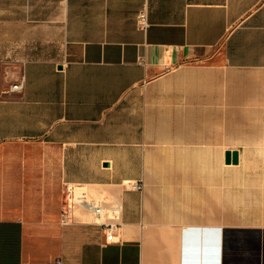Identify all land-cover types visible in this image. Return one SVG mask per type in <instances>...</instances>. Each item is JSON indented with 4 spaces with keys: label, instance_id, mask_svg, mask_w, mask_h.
<instances>
[{
    "label": "crops",
    "instance_id": "crops-1",
    "mask_svg": "<svg viewBox=\"0 0 264 264\" xmlns=\"http://www.w3.org/2000/svg\"><path fill=\"white\" fill-rule=\"evenodd\" d=\"M0 264H264V0H0Z\"/></svg>",
    "mask_w": 264,
    "mask_h": 264
},
{
    "label": "built area",
    "instance_id": "built-area-1",
    "mask_svg": "<svg viewBox=\"0 0 264 264\" xmlns=\"http://www.w3.org/2000/svg\"><path fill=\"white\" fill-rule=\"evenodd\" d=\"M137 27L140 30L145 31L149 25L147 9H142L137 16ZM23 88V80H20L16 84L10 87V90H21ZM132 188L142 189L143 184L141 182L130 183ZM77 206L84 207L86 209L93 210L95 215L100 216L104 212V207L97 201L90 199L82 186L70 185L68 186L64 198L61 203L59 220L62 225L69 224L73 219V212ZM112 213L119 211V204L116 203L112 206ZM99 221V219H97ZM118 224H109L108 233L106 234L107 241H115L113 233L118 229Z\"/></svg>",
    "mask_w": 264,
    "mask_h": 264
},
{
    "label": "water",
    "instance_id": "water-1",
    "mask_svg": "<svg viewBox=\"0 0 264 264\" xmlns=\"http://www.w3.org/2000/svg\"><path fill=\"white\" fill-rule=\"evenodd\" d=\"M230 156H231L230 152H227L226 153V160H227V162L230 161ZM232 156H233V161L236 162L237 159H238L237 158V152H233Z\"/></svg>",
    "mask_w": 264,
    "mask_h": 264
}]
</instances>
